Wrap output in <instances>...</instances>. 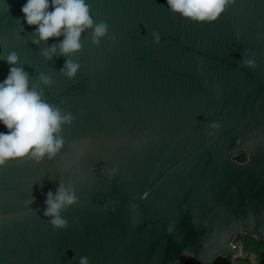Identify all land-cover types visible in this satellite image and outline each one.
<instances>
[{"label":"water","instance_id":"95a60500","mask_svg":"<svg viewBox=\"0 0 264 264\" xmlns=\"http://www.w3.org/2000/svg\"><path fill=\"white\" fill-rule=\"evenodd\" d=\"M24 3L0 0V81L15 52L72 122L53 158L0 167V264H214L243 253L237 239L264 243V0H232L212 23L166 0H87L108 32L86 30L68 57L63 37L34 43ZM61 185L77 202L58 229L44 211Z\"/></svg>","mask_w":264,"mask_h":264},{"label":"clouds","instance_id":"9594fccd","mask_svg":"<svg viewBox=\"0 0 264 264\" xmlns=\"http://www.w3.org/2000/svg\"><path fill=\"white\" fill-rule=\"evenodd\" d=\"M232 0H166L171 12L196 23H212L225 12ZM21 12L26 24L34 27L37 45L53 38L59 41V54L68 57L81 50L82 34L92 30L94 42L108 32L105 22L95 23L87 0H25ZM159 42V35L155 36ZM57 53V44L44 50L48 59ZM6 62L10 65L8 75L0 81V125L7 131H0V167L14 159L31 158L37 162L45 157L53 158L63 147L59 135L64 124H71L72 116L63 114L55 105L48 103L43 91L30 86V76L23 67H16L18 56L8 54ZM244 63L252 65L253 61ZM79 64L71 59L65 60L61 72L68 78H75ZM45 85L51 84L48 76L41 74ZM77 202L74 192L63 185L55 194H46L44 215L58 229L67 226L62 211ZM79 264H90L86 256L79 258Z\"/></svg>","mask_w":264,"mask_h":264},{"label":"rangeland","instance_id":"374dc122","mask_svg":"<svg viewBox=\"0 0 264 264\" xmlns=\"http://www.w3.org/2000/svg\"><path fill=\"white\" fill-rule=\"evenodd\" d=\"M239 161L242 162L241 158ZM235 244L243 248L245 256L238 259L233 256L228 258L230 264H250L249 260L246 257L247 255H251L252 257H254L255 264H262V262L264 261V243L257 242L252 237H245L237 239Z\"/></svg>","mask_w":264,"mask_h":264},{"label":"trees","instance_id":"16d2710c","mask_svg":"<svg viewBox=\"0 0 264 264\" xmlns=\"http://www.w3.org/2000/svg\"><path fill=\"white\" fill-rule=\"evenodd\" d=\"M241 160H243V158H241ZM188 264H198V263L195 262L194 260H191V261H189ZM214 264H230V261L228 259H220V260L216 261V263H214ZM262 264H264V261L262 262Z\"/></svg>","mask_w":264,"mask_h":264},{"label":"built area","instance_id":"2783aa9c","mask_svg":"<svg viewBox=\"0 0 264 264\" xmlns=\"http://www.w3.org/2000/svg\"><path fill=\"white\" fill-rule=\"evenodd\" d=\"M237 245V244H236ZM243 254V256H241ZM241 255H235V256H233V257H235V258H242V257H244L245 256V254H244V252L242 253ZM247 257V259L249 260V262H250V264H255V259H254V257H252L251 255H247L246 256Z\"/></svg>","mask_w":264,"mask_h":264},{"label":"flooded vegetation","instance_id":"af4514ba","mask_svg":"<svg viewBox=\"0 0 264 264\" xmlns=\"http://www.w3.org/2000/svg\"><path fill=\"white\" fill-rule=\"evenodd\" d=\"M245 159L243 158V160L242 161H244Z\"/></svg>","mask_w":264,"mask_h":264},{"label":"bare ground","instance_id":"6f19581e","mask_svg":"<svg viewBox=\"0 0 264 264\" xmlns=\"http://www.w3.org/2000/svg\"><path fill=\"white\" fill-rule=\"evenodd\" d=\"M241 256H243V254Z\"/></svg>","mask_w":264,"mask_h":264}]
</instances>
